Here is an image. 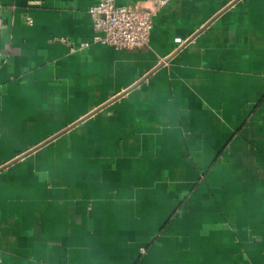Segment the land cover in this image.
<instances>
[{"label": "crops", "instance_id": "crops-1", "mask_svg": "<svg viewBox=\"0 0 264 264\" xmlns=\"http://www.w3.org/2000/svg\"><path fill=\"white\" fill-rule=\"evenodd\" d=\"M99 1L0 0V264H264V0Z\"/></svg>", "mask_w": 264, "mask_h": 264}, {"label": "built area", "instance_id": "built-area-1", "mask_svg": "<svg viewBox=\"0 0 264 264\" xmlns=\"http://www.w3.org/2000/svg\"><path fill=\"white\" fill-rule=\"evenodd\" d=\"M171 0H148L147 6L139 4L118 5L116 0H100L89 9L94 28L91 42H82L78 48L71 43V51L85 49L92 44L116 50H136L146 47L154 29L155 18ZM31 23V22H30ZM0 21V26H1ZM63 42L70 43L65 39Z\"/></svg>", "mask_w": 264, "mask_h": 264}]
</instances>
